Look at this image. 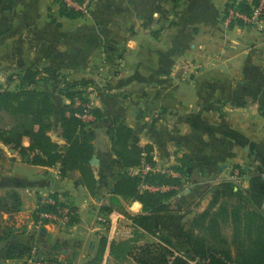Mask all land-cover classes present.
I'll return each instance as SVG.
<instances>
[{"label": "crops", "instance_id": "obj_1", "mask_svg": "<svg viewBox=\"0 0 264 264\" xmlns=\"http://www.w3.org/2000/svg\"><path fill=\"white\" fill-rule=\"evenodd\" d=\"M227 3L90 0L86 14L70 18L61 15L55 0H0L1 75L51 67L72 81L92 80L90 101L102 113L89 120L96 133L91 160L96 195L61 176L59 165L29 164L0 143V196L16 191L22 200L19 212L0 214V264H40L28 256L6 258L7 247L16 243L39 255L52 253L60 264H87L102 236L108 239L102 264L119 262L110 243L122 239L124 225L134 227L125 212L142 214L143 205L118 197L125 212L113 208L106 227L97 221L117 174L125 170L108 134L115 118L153 147L155 164L143 161L128 169L132 175L164 173L180 180L166 190L175 192L173 211L164 216L172 227L192 219L201 193L210 184L231 181L233 169H253L252 175L264 177V35L243 23L228 24ZM54 87L59 111L68 99ZM54 117L49 135L63 145ZM184 156L193 167L189 177L175 169ZM248 186L249 179L243 184ZM48 200L76 210L72 221L38 229L37 213Z\"/></svg>", "mask_w": 264, "mask_h": 264}, {"label": "trees", "instance_id": "obj_2", "mask_svg": "<svg viewBox=\"0 0 264 264\" xmlns=\"http://www.w3.org/2000/svg\"><path fill=\"white\" fill-rule=\"evenodd\" d=\"M58 1L63 16L75 18L83 13ZM83 4L86 0H73ZM260 0H228L227 8H235L250 14ZM239 23H243L240 22ZM46 81L56 86L68 103L57 111L51 90L41 87ZM95 83L92 80H69L63 72L51 67L15 68L5 84H0V113L10 120L0 125V143L12 146L29 164L53 167L60 166V174L73 180L76 186L86 187L92 195L97 194L98 180L95 177L91 160L95 147L96 133L92 122L78 116L85 111L88 102L87 88ZM79 99L81 104H76ZM95 119L102 116L99 109H91ZM56 115L62 126L61 145L49 135L52 118ZM111 147L125 170L115 178L111 196L106 197L101 206V214L107 216L114 203L124 200L139 201L143 213L131 216L136 235L123 241L110 243L111 256L122 261L133 259L137 264H264V177L253 175L245 190L230 181L215 186L213 200L202 212H196L180 230L172 227L165 219L173 209L170 199L174 191L159 192L142 190L141 184L155 186L180 184L178 178L164 173L149 172L132 175L128 169L139 166L143 161L154 165L151 145H143L134 130L115 118L109 128ZM29 139L25 146L23 140ZM185 177L191 176V160L184 156L175 168ZM232 202H231V201ZM56 205L44 204L40 211H54ZM198 206V202L195 206ZM22 208V200L16 191L0 196V213L14 214ZM191 212L192 210H188ZM38 220V217L36 216ZM232 226V238L223 232L226 225ZM148 235L160 242H147L136 245L139 238ZM108 245L106 236L98 241V247L87 264H102ZM34 247L25 244H11L5 251L6 258L31 257ZM34 261V260H33ZM40 264H60L52 253L41 252L37 260Z\"/></svg>", "mask_w": 264, "mask_h": 264}, {"label": "built area", "instance_id": "obj_3", "mask_svg": "<svg viewBox=\"0 0 264 264\" xmlns=\"http://www.w3.org/2000/svg\"><path fill=\"white\" fill-rule=\"evenodd\" d=\"M61 2L65 3L68 7L74 8L76 10L81 11L83 14L88 12V6L90 0H86L83 4H78L73 0H60ZM226 22L228 24L232 22H243L246 26L259 28L262 30L264 35V0H260L259 4L254 6L252 12L250 14H246L240 12L235 8H228L226 10ZM76 104H81L79 99H76ZM85 111L83 113H79L78 116L81 117L85 121H89L94 119L93 114L91 113V109L94 108L93 102L90 101L85 105ZM142 190H149V191H159V192H166L169 188L167 185L162 186H155L147 183L141 184ZM46 204L56 205V203L48 200ZM38 220L36 221V227L39 229L42 226H45L47 223H60L63 225L69 224L73 217L76 215V210H74L71 206L68 205H58L54 211H39L38 213ZM97 221L99 222H106L107 218L102 215L97 216ZM39 254L37 249L33 248L32 255H31V262L34 260Z\"/></svg>", "mask_w": 264, "mask_h": 264}, {"label": "rangeland", "instance_id": "obj_4", "mask_svg": "<svg viewBox=\"0 0 264 264\" xmlns=\"http://www.w3.org/2000/svg\"><path fill=\"white\" fill-rule=\"evenodd\" d=\"M55 2L58 4V1L55 0ZM13 72H15V68L12 69V70H10L9 72H6L4 75L3 74L1 75V72H0V84H5L7 82L8 76L10 74H12ZM52 85H53L52 83L46 82V81H43V82L40 83V86L41 87H45V88H47L49 90L51 89ZM54 88H55V90H57L56 86ZM87 93L89 94V91L88 90H87ZM86 97L88 98V102H90L89 95L86 96ZM9 121L10 120L7 118V116H4V115H2L0 113V125L1 124H7V123H9ZM52 121H53V125H54L55 117L52 118ZM236 169H237V171H236L237 173L235 172L236 174L235 173H234L235 175L233 174V177H232V179H231L230 182H232L236 186V189L237 188H240L242 190H245L246 188L243 187V184H244L245 180H247L251 176H253L251 174V172H253V169L250 170L249 168H247L246 170H244L242 168H235L233 170L235 171ZM256 175H258V174H256ZM222 182H224V181H222ZM219 183H221V182H219ZM219 183H217V184H210L209 187H207L201 193V197H200V199L198 201V206L197 205L195 206V204L197 202H195V203L192 204L193 210L196 209L194 211L195 213L196 212H199L200 213V212L204 211L207 207H209L210 203L213 200V196H214L213 193H214L215 186H217ZM182 188H183V190L186 189V187H182ZM113 207L116 208V209H118V210H120V211L125 212L124 205L121 202L120 203H114ZM185 210H188V209L185 208ZM260 212L262 214H264V206L261 208V211ZM176 223H177L176 226H178V231H179L180 230V228H179L180 225L178 224V222H176ZM102 224H104V226L106 227L107 226V221L106 222H102ZM125 227L128 228L129 226L124 225V228H122V234L119 235V238L120 239L122 238L120 241L127 240L129 238H133L136 235V232L137 231H136L135 227H132V230L129 227L130 231L129 230L128 231H125L124 230ZM223 233L229 239H231L232 238V226L230 224L229 225H226ZM147 242H160V240H158L157 238H153L151 236L145 235V236L139 238V240L137 241L136 245H144ZM193 263L194 264H197L195 262H193ZM110 264H137V263L133 259L127 258L125 260H122V261H119V262H115V263H110Z\"/></svg>", "mask_w": 264, "mask_h": 264}, {"label": "water", "instance_id": "obj_5", "mask_svg": "<svg viewBox=\"0 0 264 264\" xmlns=\"http://www.w3.org/2000/svg\"><path fill=\"white\" fill-rule=\"evenodd\" d=\"M42 231H44V229L42 228ZM36 259H38V256L36 257Z\"/></svg>", "mask_w": 264, "mask_h": 264}]
</instances>
